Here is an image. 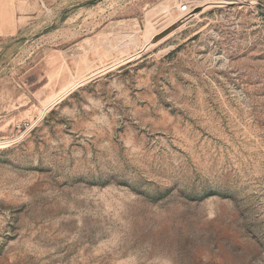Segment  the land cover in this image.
<instances>
[{
    "label": "rangeland",
    "instance_id": "obj_1",
    "mask_svg": "<svg viewBox=\"0 0 264 264\" xmlns=\"http://www.w3.org/2000/svg\"><path fill=\"white\" fill-rule=\"evenodd\" d=\"M0 264H264V0H0Z\"/></svg>",
    "mask_w": 264,
    "mask_h": 264
},
{
    "label": "bare ground",
    "instance_id": "obj_2",
    "mask_svg": "<svg viewBox=\"0 0 264 264\" xmlns=\"http://www.w3.org/2000/svg\"><path fill=\"white\" fill-rule=\"evenodd\" d=\"M148 43H149V42H148ZM148 43H147V44H148ZM147 44H146V45H147ZM150 45H151V44H150ZM148 46H149V45H148ZM146 47H147V46H146Z\"/></svg>",
    "mask_w": 264,
    "mask_h": 264
}]
</instances>
